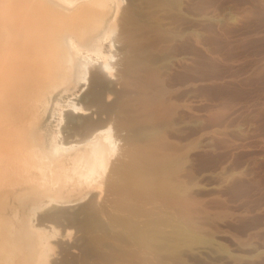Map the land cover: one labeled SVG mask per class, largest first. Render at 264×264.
I'll list each match as a JSON object with an SVG mask.
<instances>
[{
    "label": "bare ground",
    "instance_id": "bare-ground-1",
    "mask_svg": "<svg viewBox=\"0 0 264 264\" xmlns=\"http://www.w3.org/2000/svg\"><path fill=\"white\" fill-rule=\"evenodd\" d=\"M247 1L264 9V0ZM231 7L232 0H0V264H42L51 222L77 229L67 264H185L188 250L212 242L203 219L227 213L211 214L192 192L193 144L171 136L180 109L195 115L191 102L173 97L193 82H170L190 57L166 54L186 41L209 62ZM115 27L122 45L112 81L104 45ZM224 112L220 103L204 115L220 121ZM83 184L91 195L79 205L78 194L56 196Z\"/></svg>",
    "mask_w": 264,
    "mask_h": 264
},
{
    "label": "rangeland",
    "instance_id": "rangeland-1",
    "mask_svg": "<svg viewBox=\"0 0 264 264\" xmlns=\"http://www.w3.org/2000/svg\"><path fill=\"white\" fill-rule=\"evenodd\" d=\"M221 29L224 34L218 33L211 41L209 62L203 63L195 57L197 46L186 41L173 43L166 54L190 57L171 72L170 82L178 86L186 81L194 84L189 90L182 88L173 97L180 102H191L195 115L190 117L180 109L176 128L171 133L172 138L178 136L193 144L189 154L192 161L186 168L193 174L192 192L205 199L204 205L211 214L227 213L222 218L203 219L212 233V242L188 250L183 261L185 264H264V9L249 5L247 0H232ZM113 30L104 46L111 65L106 74L115 81L122 43L118 28ZM85 76L82 95L87 94L90 73ZM53 84L59 89L63 87L59 85V76ZM220 103L225 106L221 122L208 120L205 112H214ZM60 123L64 128L66 121ZM73 186V190L68 186L61 189L56 196L78 194L82 197L77 205L88 200L91 193L85 192L84 184L79 188ZM45 209L46 206L36 210L35 222ZM48 224L44 233L47 239L51 238L49 245L42 247L45 251L42 253L46 254L43 258L49 264H67L62 261L64 250L77 238V229L62 222Z\"/></svg>",
    "mask_w": 264,
    "mask_h": 264
}]
</instances>
